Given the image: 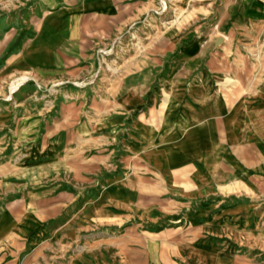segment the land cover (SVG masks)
<instances>
[{"label": "rangeland", "instance_id": "1", "mask_svg": "<svg viewBox=\"0 0 264 264\" xmlns=\"http://www.w3.org/2000/svg\"><path fill=\"white\" fill-rule=\"evenodd\" d=\"M241 1L116 0L115 21L90 23L97 31L86 71L49 81L4 68L29 26L20 6H0V264H65L97 249L103 264H264V197L244 191L176 208L160 190L141 187L134 158L141 110L164 91L157 82L142 92L129 84L141 69L158 68L163 78L169 32L194 29L221 52L220 93L263 87L264 36L221 37ZM246 2L264 14V0ZM12 24L19 36L9 39ZM16 223L22 234L11 229Z\"/></svg>", "mask_w": 264, "mask_h": 264}, {"label": "crops", "instance_id": "2", "mask_svg": "<svg viewBox=\"0 0 264 264\" xmlns=\"http://www.w3.org/2000/svg\"><path fill=\"white\" fill-rule=\"evenodd\" d=\"M8 4L24 11L29 36L4 68L32 72L40 81L73 78L83 68L86 71L90 64H82L88 60L86 50L97 31L90 23L116 20V0H0L2 11ZM260 7L242 0L232 29L221 37L231 34L233 39L247 37L252 42L262 38ZM9 29V39L19 36L13 24ZM178 42L183 44L176 48ZM162 45L168 59L163 78L158 79V68H151L155 74L141 69L129 84L142 92L157 82L155 88L164 91L152 93L138 118L140 142L134 158L141 170V187L160 190L161 196L177 202L176 208L244 191L264 197V82L248 95L220 93L214 75L221 52L194 29L171 31ZM30 53L43 55V62L31 64L25 58ZM143 95L136 97L145 101ZM11 229L19 235L24 227L16 223ZM4 231L0 220V236ZM103 257L97 249L74 254L65 264H103ZM109 264L121 263L113 258Z\"/></svg>", "mask_w": 264, "mask_h": 264}]
</instances>
